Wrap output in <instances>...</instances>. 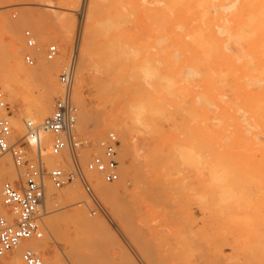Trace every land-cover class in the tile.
<instances>
[{"label":"bare ground","instance_id":"bare-ground-1","mask_svg":"<svg viewBox=\"0 0 264 264\" xmlns=\"http://www.w3.org/2000/svg\"><path fill=\"white\" fill-rule=\"evenodd\" d=\"M64 1L74 4L73 6L80 4L79 0ZM101 1L103 0L90 1L86 35L80 38L78 60L82 51L83 63L78 79L76 75L79 89L74 95V101L80 106L77 130L89 132L92 114L83 99V90L86 82L91 80L87 73L95 62L93 56L97 45L99 58L102 65L108 68V72L113 69V64L121 61L137 65L136 71L147 77L161 95L156 98L149 89L138 85L142 97L131 99L125 104L128 119L137 125L142 122L150 130L157 132V122L164 119L165 114L170 121H175L169 107L177 106L184 113L186 110L187 117L195 126L191 127V133L186 131L181 134L173 124L169 136L161 138V144L166 148L163 155H157L153 160L140 162L141 164L138 161L131 168L124 166V162L131 158L133 150L128 126L118 120H105L100 124L96 122L97 129L119 133L123 168L120 172L121 185H110L97 177L94 188L101 198L109 202H106L108 205L115 206L117 199H124H120L122 190L133 180L139 189L138 193H141L139 208L128 212L120 208L115 210L113 207L112 210L120 222H117V226L121 231L118 228L115 230L102 217L92 218L85 206L72 214L48 216L51 213L48 210L67 202L81 201L88 204L84 191L78 185L71 184L57 189L49 183L44 213L45 217H49V227L46 224L48 234L44 238L22 241L0 257L3 258L0 264H26L22 253L27 247L49 253L51 243L56 240L60 228L69 226L70 221L78 224L83 232L85 230L105 243L119 242V230L131 238L133 245L140 244L138 251L145 252L146 256L141 257H147L148 261H143L149 264H189L190 247H194L188 240L187 232L175 231L172 243L167 238L161 239L162 244L159 246L147 242L150 246L158 247L157 249H151L145 242L140 241L143 232L139 231L136 219L149 218L156 209L166 206L167 203L169 205V202L172 204L174 201L169 200L174 197H179L181 202L188 200L187 205L196 204L201 210L210 211L214 216L224 217L229 225L241 227V223H244L249 226L257 217L264 218V0H157L155 5L148 0H130L134 12L143 16L145 25V34L132 42L124 38L126 33L121 30L124 18L118 8L119 0H107L115 5L108 15L103 14ZM11 3L12 0H0V8L13 7ZM107 5L110 6L109 2ZM51 8L56 7L51 5ZM73 10L71 7L65 9L70 13ZM8 16V12H4L0 21L10 37L6 59L11 74L0 73V87L7 92V101L13 105L18 106L20 102L27 104L20 116L12 118L11 114L13 140H17L14 137H22L26 132L27 119L40 123L53 111V102L58 91L55 71L61 62L66 63L65 55L73 36L75 20L66 15H45L30 10L24 11L16 22H12ZM22 26H30L39 36H45V41L59 40L62 47L59 58L54 62L47 60L39 44V50L35 54L37 65L32 69L27 68L21 50ZM154 48L156 52H153ZM35 81H41L42 88L36 100L29 102L20 85ZM93 84L97 86L98 82L94 80ZM110 89L117 90L114 84H110ZM189 100L191 105L186 106L185 103ZM135 128L134 126L133 129ZM44 138L47 140L50 135L45 134ZM46 161L48 167L63 165L59 156L48 155ZM17 177L11 155L0 157V212L5 215L9 212L2 203V184L6 179L14 180ZM252 188L256 194L259 193V207L252 204ZM184 205L186 204L183 207ZM170 206L169 209L173 208ZM185 210L182 214L186 215L184 216L190 223L193 221L192 217ZM241 213L244 215L243 220ZM183 221L186 223V220ZM163 233L165 235L166 232ZM155 237L160 238L158 235ZM191 238L189 237L192 241L194 236ZM119 244L122 243L116 244L118 248ZM167 245L169 249L164 248ZM203 247L204 244L200 248ZM205 248L204 251H208ZM232 248L236 250V243ZM120 249L122 254L129 253L125 248ZM53 254V261L44 257L46 264H66L76 260L80 264H95L89 254L80 252L78 248ZM126 255L122 256L124 264H137L129 254L127 256L131 257V261ZM124 258H127V262ZM210 262L207 264H212ZM217 263L219 262L216 261Z\"/></svg>","mask_w":264,"mask_h":264},{"label":"rangeland","instance_id":"rangeland-1","mask_svg":"<svg viewBox=\"0 0 264 264\" xmlns=\"http://www.w3.org/2000/svg\"><path fill=\"white\" fill-rule=\"evenodd\" d=\"M90 1L91 0H81V1L79 0L78 4L79 3L80 4L79 5L76 4L75 6H73L74 4H68L64 0H12L11 5L13 7L11 6L6 7L7 9L5 7H2L3 9L0 8V16L4 12H8V15H9L8 17L11 19L12 22L18 21L21 14L24 11H29V10L42 13L45 15H53V14L66 15L70 17L71 19L75 20V29L72 34L73 36L71 37L70 45L68 46L67 52L65 55L66 63L65 61L61 62L60 65H57V70L55 71L57 84H58L57 96L62 91V86L59 83L58 75L61 72V70L68 64V61H69V58H70V55L73 49L74 39L76 37V34L78 33V31H81V37L82 35L83 37H85L86 35V29L88 27V16L90 12ZM150 1L154 2V5L156 4L155 2H157V0H148V2ZM108 2L110 6L107 5L108 6L107 7L106 4ZM108 2L107 0L101 1V6L105 7L104 9L103 7H101V10L103 14L105 15H108L110 11L114 9V6H115L110 1ZM119 2H120V5L118 6V8L122 11L123 18H124L122 26H121V30H123L127 36L126 37L124 35V38L128 40L129 42H132V41H135L141 38L145 34V25H144L143 16L134 12L133 6L130 0L128 1L119 0ZM51 5L56 8L55 9L51 8ZM150 6H153V5H150ZM69 7L74 9L73 12L70 13V11H65V9ZM26 29H30L34 33V35L37 38L38 46L40 44L41 51L43 53H45L47 46L50 43L55 42L58 45L59 54L56 57V59L53 60V62L56 61L57 58H59L61 54V48H62L61 42L59 40L45 41V36H39V34L34 29H32L30 26L21 27V40H22L21 50H22L23 55H25V53L29 51L25 45V40H24V31ZM49 30L50 28H48V31ZM7 32L8 31L6 30V28L2 27V24L0 21V73L5 74V75L11 74L10 73L11 68L8 65V62L6 59L7 46L10 43V37H9V34H7ZM53 35H56V34H53ZM95 51H94L95 55L93 56V59L95 62L93 64V67H91V70H90L91 73L90 72L87 73L88 76L90 74L89 79L91 80L90 81L88 80L86 82V84L89 83V85L85 84V87L83 90V99L85 100V102H87L86 104L88 106V109L92 114V119L90 120L91 122L89 123L90 127L88 130L90 133L89 132L84 133V131L77 130L80 136L91 138L96 142L100 140L101 138L106 137V135L109 132H114L113 130H108V131L104 129L102 130V128L97 129L96 125L98 123L100 124L102 121L105 122V120H111V121L118 120L121 123H124V125L128 126L129 130H131L129 131V134L131 133L130 141L133 147V148L131 147V150L133 149L131 158L124 162V166L131 167L133 165L132 167H134V165H136L138 161H139L138 163L141 164L140 162L145 163V161L149 159L153 160L155 156L157 155H163L166 148H164L163 145L161 144V138L169 136V133L171 129L173 128V124L176 125L177 130L180 131L179 133L182 134L186 131L187 133H191V127H194L195 124H193V122H191L189 118L187 117L186 110L184 113V110L177 106L169 107L175 116L174 122L170 121L168 119V115L166 114L164 116V119L157 122V126H158L157 132L158 133L150 130L142 122H140L137 125V123H134V121L132 122V120L128 119L127 118L128 115L125 109V104L127 105L131 99H138L142 97L141 96L142 94L138 91V85H142L143 87L149 89L151 93L153 94V96H155L156 98L161 97V95L159 94V92H157L158 90L152 86V82L147 77L145 78L143 74H139L136 71L137 65L127 64L126 62L121 61L118 64H113L114 70L112 69L108 72L107 71L108 68H105V65H102L103 63L101 59L99 58L98 45ZM153 52H156L155 48L153 49ZM23 61H24V56H23ZM82 63L83 62H82V51H81L80 57H79L77 79L79 78V73L81 72ZM24 64L27 68L32 69L36 67L37 62L33 66L27 65L25 61H24ZM115 69H117V71ZM77 79H76L74 95L79 89ZM94 80L98 82L97 86L93 84ZM110 84H114L117 90L114 91V89L113 90L110 89ZM41 85H42L41 81H35V82H29L26 84L25 83L21 84L20 87L22 86L21 89L25 93V97L28 96L27 99H29V102L30 101L32 102L36 100L40 92V89L42 88ZM0 89L3 91L2 87H0ZM4 93H5L6 100H7L8 98L7 92H4ZM8 102L10 103V106H11L12 118L20 116L24 107L27 106L26 103H22V102H20L18 106L13 105L9 100ZM185 105L190 106L191 105L190 100L187 101ZM77 106H78V110H79L78 114H79L80 106L79 104H77ZM133 125L136 127L135 129H133L134 128ZM115 133L117 134L120 140V145L118 148V161H119V171L121 172L123 168V162H121V153H122L121 143L122 142H121L119 133L118 132H115ZM14 138L19 139L21 137H14ZM94 151L101 152V149L99 148L88 149L85 151V157L89 158L90 155ZM145 157L147 159H145ZM71 184L72 186L78 185L82 189V191H84V189L82 188L81 184L78 181L73 182ZM71 184H68V186H71ZM109 184L110 185H116V184L121 185L122 182H121V179H119L118 182L109 183ZM252 190H254L251 193L252 204L255 207H259L261 205V201L259 200V197H258L259 193L256 194L255 193L256 191L254 188H252ZM57 191L61 192L63 191V189H60ZM138 191L139 189L135 185L134 181L130 180L127 183V188L122 190V197H120V199L121 198H124V199H121V200L117 199L118 201H117V204L115 203V206L108 205L109 202H107L105 198L103 197L101 198V196L98 195L110 214L109 219L101 214L92 215L90 213V210L88 209L91 206V201L88 195L85 193V191L84 193L86 195V198L88 199V204H85L81 201L80 202L75 201L72 203L67 202L59 206H55V209L58 207L59 208L62 207L60 209L55 210L53 207L50 210H48L47 212L49 211L51 212L50 214H48V216L49 215L53 216L55 214L60 215L61 213L63 215L72 214L78 208L85 206V209L88 211L89 215L92 218L102 217L105 220H107V222H109V224H111L116 230L118 228L117 222L118 223L120 222H119V219L116 218L115 216L116 213L113 212L114 210H112L113 207H115L114 208L115 210L120 208L128 212L136 211L137 207L139 208V205L141 204V195H140L141 193H138ZM125 197L127 198V200ZM169 201H172V202L174 201V202L172 204L169 202V205L167 203L166 206L164 205L160 207L161 210H159L160 208L156 209L155 213H153L152 216H150L149 218H144V219L142 218V220H140L141 218L138 217L136 219V223H137V226L139 227V231L141 233L143 232V234H141L142 237L140 238V241L145 242L147 246L150 247L151 249H157L158 247H155V245L159 246L160 243L162 244L160 240L164 238H167L168 242L170 243L174 242L173 233L175 231H182V232H187L186 235L188 236V240L191 243V245L194 247L192 249L190 247L189 264H207L208 261L209 262L211 261L210 263L212 264L214 263L216 264V261L221 264H264V218L261 219V217H257L255 222H252L249 226L244 223H241V227H240L236 225L227 224L224 220L225 219L224 217L214 216L212 215V212L210 211L205 212L201 210V208L196 204L187 205L188 200H183L182 201L183 203H182L179 197H174V199H171ZM183 204H186L184 205V207L186 208L183 207ZM170 205H172L173 208L169 209L171 207ZM132 206L133 208H131ZM189 209L190 210L192 209V210L190 211ZM184 210L188 216L190 215L189 217L193 218V219L191 218V220L193 221H191L190 223H189V220L187 222V218L185 217L186 215L182 214ZM167 214L168 216H166ZM171 214L172 215L175 214V215L172 216ZM242 215L243 214L241 213V219L243 220L244 215L243 216ZM255 218L256 217H254V219ZM47 219L49 220V217L46 216L44 218V221L47 224V227H49V221ZM183 219L186 220V223L183 221ZM147 222H149V224ZM73 224L74 223L70 221L69 226L66 225L60 228L61 231L59 230L56 240L53 243H51V246L49 248V251H50L49 253H45L39 250L43 258L46 256L48 259H50L49 261H53L54 259L53 253H62V252L65 253L66 251H69L72 248L73 249L78 248L80 252L89 254L93 258L95 264L97 263L98 264H124L122 260L123 259L122 256L123 255L125 256L126 254H122V250L120 248L122 249L125 248L126 250L129 251L128 253L124 249L126 253H128L136 261L137 264H147L148 263L147 257H145L146 259L141 257V256L143 257L146 256L145 252L142 251V253H140L141 250L138 251L139 250L138 247H140V244L137 245L136 243H134V245L136 244L134 246L131 238L129 236H125L122 232H120L121 230L119 228L118 229L120 231L117 230V236H118V240L120 241L105 243L100 238L98 239V237H96L97 238L96 239L95 236L93 237L91 233L89 234L85 230L83 232V230H81L82 228L79 229L80 226H77L78 224L76 225L75 224L73 225ZM191 226H192V229H190ZM169 229H170V233H169ZM188 229L190 230L188 231ZM163 232H166L165 235H163L164 234ZM86 233L88 235H86ZM46 234H48V230H46L42 238H44ZM157 235L160 236V238L155 237ZM193 236H194L193 240H195L194 243H192L193 240L191 241L189 239V237L193 238ZM149 239H151V241ZM152 240H154L155 242ZM197 241L198 243H196ZM147 242L148 243L151 242L150 244H155V245H151L154 247H151ZM115 243L116 244L122 243L123 245L119 244L120 247L118 248L117 247L118 245H116ZM195 243L197 244L196 246L194 245ZM201 243L204 244L205 247H207L208 251H204L203 248L205 247L200 248L202 245ZM234 243H236V246H237L236 250H233L232 248ZM198 244H200V246ZM164 248L169 249V245L164 246ZM125 251L123 253H125ZM202 254L204 257L202 256ZM204 254H206V257ZM127 255L126 257L128 258ZM196 256L198 258H196ZM227 257L228 259H226ZM127 258H124L126 262H127ZM130 258L128 259L130 260ZM220 258H223V259H220ZM198 259L200 260V262H198ZM143 260H147V261H143ZM1 261H3V258L0 259V262ZM66 262L67 261L65 260V263ZM66 264H80V262L76 260L70 263L67 262ZM179 264H183V263L179 262Z\"/></svg>","mask_w":264,"mask_h":264},{"label":"built area","instance_id":"built-area-1","mask_svg":"<svg viewBox=\"0 0 264 264\" xmlns=\"http://www.w3.org/2000/svg\"><path fill=\"white\" fill-rule=\"evenodd\" d=\"M80 38L81 31H78L68 64L58 75L62 91L55 98L52 113L40 123L27 119L25 135L17 140H13L11 106L0 89V157L10 154L18 173L17 179H6L2 184V203L9 214L0 212V257L24 240L44 236L45 199L49 183L59 189L78 181L91 201L90 213L110 218L94 185L97 177L106 183L120 179V140L115 132H109L96 142L77 132L78 106L74 101V89ZM24 40L29 50L24 55V61L33 66L39 50L37 38L30 29H26ZM44 54L47 60H54L59 54L58 45L50 43ZM45 134L50 138L46 140ZM97 148L101 152L94 151L89 158L85 157L86 150ZM48 155L61 157L63 165L48 167ZM22 258L26 264H46L39 250L33 247L25 248Z\"/></svg>","mask_w":264,"mask_h":264}]
</instances>
